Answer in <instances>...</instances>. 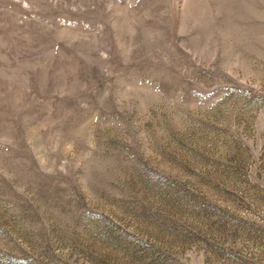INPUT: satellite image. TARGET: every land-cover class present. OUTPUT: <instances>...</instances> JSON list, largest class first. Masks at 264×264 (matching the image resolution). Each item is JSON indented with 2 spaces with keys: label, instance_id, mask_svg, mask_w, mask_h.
I'll use <instances>...</instances> for the list:
<instances>
[{
  "label": "rangeland",
  "instance_id": "1",
  "mask_svg": "<svg viewBox=\"0 0 264 264\" xmlns=\"http://www.w3.org/2000/svg\"><path fill=\"white\" fill-rule=\"evenodd\" d=\"M0 264H264V0H0Z\"/></svg>",
  "mask_w": 264,
  "mask_h": 264
}]
</instances>
